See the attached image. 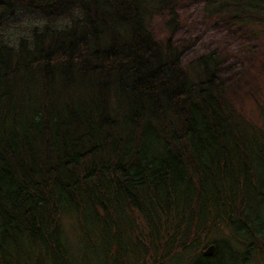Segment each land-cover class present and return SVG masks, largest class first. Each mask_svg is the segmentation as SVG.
Segmentation results:
<instances>
[{
	"label": "trees",
	"instance_id": "trees-1",
	"mask_svg": "<svg viewBox=\"0 0 264 264\" xmlns=\"http://www.w3.org/2000/svg\"><path fill=\"white\" fill-rule=\"evenodd\" d=\"M183 1L0 0V264L264 256V0H202L256 40L247 115L221 53L183 63Z\"/></svg>",
	"mask_w": 264,
	"mask_h": 264
},
{
	"label": "rangeland",
	"instance_id": "rangeland-1",
	"mask_svg": "<svg viewBox=\"0 0 264 264\" xmlns=\"http://www.w3.org/2000/svg\"><path fill=\"white\" fill-rule=\"evenodd\" d=\"M177 28L173 32V42L183 51V63L190 59L210 51H216L223 55V62L219 74L225 79L230 88L232 99L238 109L247 115L250 113L251 101L255 98V91L249 87L239 88L238 84L243 78H248L246 60V43L255 44L256 40H248L246 30L235 32L224 23L211 18L204 11L202 0H185L176 7ZM163 20L165 17H155L150 23L153 35L162 40L167 36ZM36 15L20 16L17 27H25L38 23ZM14 24H10L7 30H13ZM20 28L14 32H20ZM261 62L259 58L255 59ZM264 70V68H263ZM264 89V87H263ZM185 262V263H184ZM190 264L182 259V264ZM247 264H264V256L252 254Z\"/></svg>",
	"mask_w": 264,
	"mask_h": 264
},
{
	"label": "water",
	"instance_id": "water-1",
	"mask_svg": "<svg viewBox=\"0 0 264 264\" xmlns=\"http://www.w3.org/2000/svg\"><path fill=\"white\" fill-rule=\"evenodd\" d=\"M214 251V245H209L202 253L203 256L208 257L211 256Z\"/></svg>",
	"mask_w": 264,
	"mask_h": 264
}]
</instances>
